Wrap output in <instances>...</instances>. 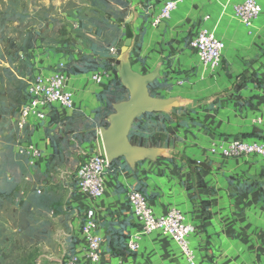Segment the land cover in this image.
Masks as SVG:
<instances>
[{
  "label": "crops",
  "instance_id": "1",
  "mask_svg": "<svg viewBox=\"0 0 264 264\" xmlns=\"http://www.w3.org/2000/svg\"><path fill=\"white\" fill-rule=\"evenodd\" d=\"M167 1L130 0L137 11V50L132 65L145 75L162 63L161 73L171 90H161L160 96L183 97L197 105L178 111V121L167 125L168 134L154 135L157 147L175 152L172 159L146 161L135 171L120 159L116 169L106 172L105 193L98 200L78 189L74 255L79 264H95L84 255L81 231L85 215L93 211L103 239L96 264H186L180 248L159 232L143 236L137 253L113 249L116 234L128 242L141 231L127 198L137 189L144 192L157 215L173 208L184 212L195 229L190 241L197 264H264V158L223 159L210 153L215 142L264 141V126L254 124L264 117V0H260L263 12L252 32L234 14V7L244 0H179L172 18L152 27V19ZM203 28L225 43L222 67L215 75L202 72L189 47ZM43 60L40 71L50 74L60 57L46 54ZM67 78L76 109L50 112L45 123L29 119L30 144L44 154L38 160L41 166L53 151L51 130H62L71 119H75V129H81L103 106L100 95L108 85L95 84L91 73H67ZM99 139L78 147L71 138L70 144L83 152L82 162L86 156L102 152Z\"/></svg>",
  "mask_w": 264,
  "mask_h": 264
},
{
  "label": "rangeland",
  "instance_id": "2",
  "mask_svg": "<svg viewBox=\"0 0 264 264\" xmlns=\"http://www.w3.org/2000/svg\"><path fill=\"white\" fill-rule=\"evenodd\" d=\"M116 1L0 0V191L10 195L0 202V264H66L71 257L83 152L67 142L43 166L31 164L21 155L31 133L29 126L19 128L20 111L46 54L66 66L77 56L93 62L111 55V48L120 51L125 21L137 11L130 0H120L126 8ZM136 50L137 38L132 60Z\"/></svg>",
  "mask_w": 264,
  "mask_h": 264
},
{
  "label": "built area",
  "instance_id": "3",
  "mask_svg": "<svg viewBox=\"0 0 264 264\" xmlns=\"http://www.w3.org/2000/svg\"><path fill=\"white\" fill-rule=\"evenodd\" d=\"M181 1H167L160 12L152 19V27H159L172 17ZM263 12L260 0H244L234 7L235 17L252 32L255 22ZM189 47L196 53L202 72L215 75L222 67L225 43L217 38L216 34L207 29H201L197 36L189 42ZM119 49L112 48L113 56L119 55ZM63 61L54 68L50 74L42 71L37 73L27 87L28 100L21 109L19 128L23 130L34 118L39 123H45L48 115L53 111H73L76 109L74 94L67 89V73L64 71ZM113 67L91 73L92 81L97 85H108L114 78ZM255 125L264 126V117L257 118ZM21 153L30 158L31 164L43 157V151L33 144L23 147ZM210 153L223 159L237 157L258 156L264 158V141L251 143L246 140L230 142H215L211 145ZM110 164L103 152H96L84 158L76 172L79 191L93 200L101 199L105 193V174ZM128 203L141 226V231L127 242V249L131 253L139 252L143 236L159 232L170 238L181 250L186 264H197L196 251L191 246L190 238L195 229L187 222L181 209L173 208L163 215H157L150 205L145 194L137 189L128 193ZM82 236L84 240V255L92 263L101 259L102 236L98 232V224L93 211L88 212L82 223ZM66 264H79V257L73 255Z\"/></svg>",
  "mask_w": 264,
  "mask_h": 264
},
{
  "label": "water",
  "instance_id": "4",
  "mask_svg": "<svg viewBox=\"0 0 264 264\" xmlns=\"http://www.w3.org/2000/svg\"><path fill=\"white\" fill-rule=\"evenodd\" d=\"M134 15L125 21V41L116 58L109 59L116 66L120 82L128 91L127 100L113 106L114 112L109 116L107 128L100 129L102 150L110 165L116 160L124 159L135 171L138 164L146 161L156 163L159 159L169 160L175 152L170 148L144 147L130 142V133L136 121L146 114H166L175 122L177 111L194 108L197 103L183 97L156 98L150 95L149 87L163 80L159 63L148 74H140L133 68L132 54L136 45ZM194 165L199 163L192 161Z\"/></svg>",
  "mask_w": 264,
  "mask_h": 264
},
{
  "label": "trees",
  "instance_id": "5",
  "mask_svg": "<svg viewBox=\"0 0 264 264\" xmlns=\"http://www.w3.org/2000/svg\"><path fill=\"white\" fill-rule=\"evenodd\" d=\"M116 2L123 8L127 7V5L123 1L117 0ZM112 57L113 55L111 54L107 57L102 58L100 61H96L95 59V61L90 62V57L77 56L75 57L74 61L69 62L70 64L64 67V71L71 75H84L98 72L100 70H106L112 67V64H110L109 62V59H111ZM113 72L115 74V78L108 84V86L106 87V91L102 95H100V100L103 106L95 111L93 119L88 122H83L81 124V129H75V124L73 122L75 119H71L68 123H64L62 125L63 128H61V132L59 131L58 134L52 135L50 137L51 146L53 149L52 156H55L59 150H66L68 145L67 142L70 144L71 138H73L77 142L78 147H81L82 145L87 143L95 142L98 138L97 131L101 128H107L109 126L108 118L114 112L113 106L117 103L127 100L129 97L128 91L120 82L117 69L114 68ZM153 89L155 90V93L152 92ZM161 90H171V85L168 84L164 79L154 83L149 87L150 95L156 98H162L159 93ZM27 100L28 95L26 90L24 104ZM176 115H178V112H176ZM157 116L160 117L157 118ZM173 122L174 120L166 114H146L138 119L134 124L129 137L130 142L133 145L137 146L157 147L158 143L155 141L154 135L157 133L168 134L167 125ZM27 126L25 128H27ZM69 126L73 127V129H70L71 132L68 130ZM28 144H30V142L24 143L23 147ZM169 145H171L170 140L168 142V146ZM21 155L26 157V154L24 153H21ZM119 161L120 160L114 161V163L110 165L109 170L116 169L118 167ZM139 191L144 194L142 190ZM9 196L10 195H7L6 193L0 191V202L5 201ZM117 235L118 234H116V236L113 238V249L115 247L120 248V250H122V252L124 253L125 251H127V239L125 236L117 237ZM73 255L74 247L69 256L72 257Z\"/></svg>",
  "mask_w": 264,
  "mask_h": 264
}]
</instances>
